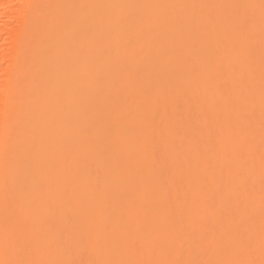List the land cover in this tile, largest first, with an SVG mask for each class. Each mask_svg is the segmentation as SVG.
Returning a JSON list of instances; mask_svg holds the SVG:
<instances>
[{
  "label": "bare ground",
  "instance_id": "6f19581e",
  "mask_svg": "<svg viewBox=\"0 0 264 264\" xmlns=\"http://www.w3.org/2000/svg\"><path fill=\"white\" fill-rule=\"evenodd\" d=\"M264 0H0V264H261Z\"/></svg>",
  "mask_w": 264,
  "mask_h": 264
},
{
  "label": "snow or ice",
  "instance_id": "6c2138e0",
  "mask_svg": "<svg viewBox=\"0 0 264 264\" xmlns=\"http://www.w3.org/2000/svg\"><path fill=\"white\" fill-rule=\"evenodd\" d=\"M261 264H264V260L261 261Z\"/></svg>",
  "mask_w": 264,
  "mask_h": 264
}]
</instances>
